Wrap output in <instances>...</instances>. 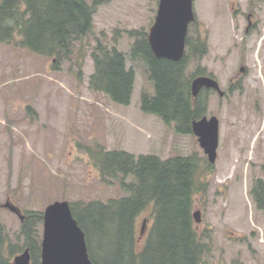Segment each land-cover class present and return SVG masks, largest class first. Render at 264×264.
I'll use <instances>...</instances> for the list:
<instances>
[{"label": "rangeland", "instance_id": "obj_1", "mask_svg": "<svg viewBox=\"0 0 264 264\" xmlns=\"http://www.w3.org/2000/svg\"><path fill=\"white\" fill-rule=\"evenodd\" d=\"M158 4L110 0L94 17L96 32L107 34L110 47L115 45L114 31L121 33L116 46L136 73L128 106L89 88L94 72L90 52L79 78L75 60L56 69L51 58L0 44V223L13 243L23 242L21 221L2 207L7 200L25 214L44 213L55 201L107 202L127 196L117 181H103L88 148L163 160L197 153L207 160L194 135L178 134L158 116L141 111V94H152L153 86L144 64L131 60L134 39L124 32L149 34ZM194 12L188 35L208 47L201 68L222 89L236 81L235 93L224 100L218 93L207 94L206 116L220 122L219 147L212 170L202 176L206 190L195 196L194 213L201 212L195 226L210 242L207 264L264 263V210L252 195L258 181L264 186V91L260 96L255 92L264 90V0H194ZM241 67L247 72L241 73ZM196 68L191 64L190 73ZM152 223L149 207L136 222L137 250L143 248ZM143 224L145 233L140 235Z\"/></svg>", "mask_w": 264, "mask_h": 264}, {"label": "trees", "instance_id": "obj_2", "mask_svg": "<svg viewBox=\"0 0 264 264\" xmlns=\"http://www.w3.org/2000/svg\"><path fill=\"white\" fill-rule=\"evenodd\" d=\"M109 1L0 0V44H14L51 58L56 69L75 60L79 78L90 52L94 72L89 88L115 104L128 106L136 73L128 68L125 54L116 46L121 33L114 31L115 45L110 47L107 34L95 30L97 10ZM124 33L134 39L131 60L144 64L146 80L153 86L152 94H141V111L158 116L166 126H174L178 134L193 135V121L206 116L208 111V89L196 98L191 89L196 77L206 76L201 68L208 52L206 42L188 35L184 57L173 62L155 57L148 32ZM191 64L197 68L190 73ZM27 110L32 112L31 107ZM86 150L103 181L115 180L127 193L107 202H70L73 216L85 233L92 264H207L210 242L198 233L193 218L195 196L206 190L202 176L212 170L205 157L194 153L163 160L155 155L136 156L102 147ZM252 195L258 208L264 209L262 181H258ZM149 207L153 223L139 251L136 222ZM42 228L43 213L25 212L20 245L10 241L0 223V264H14L13 257L26 249L30 251L31 264H41Z\"/></svg>", "mask_w": 264, "mask_h": 264}, {"label": "water", "instance_id": "obj_3", "mask_svg": "<svg viewBox=\"0 0 264 264\" xmlns=\"http://www.w3.org/2000/svg\"><path fill=\"white\" fill-rule=\"evenodd\" d=\"M196 21L194 0H159L155 22L148 34L151 50L156 58L179 62L185 55L189 27ZM192 95L198 97L203 89L216 90L221 96L218 81L209 76H198L192 81ZM220 124L217 117L207 116L192 123L193 135L207 157L216 163ZM25 220L22 210L10 200L2 206ZM195 223L201 222V212L193 214ZM146 225L143 224L141 235ZM14 264H31L29 249L13 258ZM41 264H92L85 233L73 216L68 201H55L43 213Z\"/></svg>", "mask_w": 264, "mask_h": 264}, {"label": "flooded vegetation", "instance_id": "obj_4", "mask_svg": "<svg viewBox=\"0 0 264 264\" xmlns=\"http://www.w3.org/2000/svg\"><path fill=\"white\" fill-rule=\"evenodd\" d=\"M251 15H249L248 16V18H251L250 17ZM249 31V28H247V32ZM240 72L241 73H243V72H247V69H246V67H241L240 68ZM207 76V75H206ZM209 76V75H208ZM210 77H212V76H210ZM214 78V77H213ZM219 83V82H218ZM219 85H220V83H219ZM264 87V86H263ZM220 88H221V86H220ZM235 89H236V81L234 80V79H231L230 81H229V83L225 86V88H221V91L224 93V95L223 96H221L216 90H207L208 91V93H211V92H213V93H218V95H219V97L220 98H222L223 100L224 99H226L227 97H229L230 96V94H234L235 93ZM264 90H263V88H260V89H257L255 92L256 93H258L259 94V96H260V94L263 92ZM219 124H220V122H219ZM219 132H220V130H219ZM260 209V208H259ZM260 210H264V209H260ZM263 239H264V236H263ZM261 242H264V241H261ZM257 264V263H256ZM258 264H264V263H262V261L260 262V263H258Z\"/></svg>", "mask_w": 264, "mask_h": 264}]
</instances>
